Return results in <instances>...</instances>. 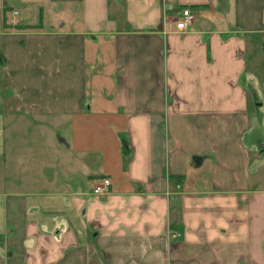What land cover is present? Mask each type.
<instances>
[{
    "label": "crops",
    "instance_id": "crops-1",
    "mask_svg": "<svg viewBox=\"0 0 264 264\" xmlns=\"http://www.w3.org/2000/svg\"><path fill=\"white\" fill-rule=\"evenodd\" d=\"M0 264H264V0H0Z\"/></svg>",
    "mask_w": 264,
    "mask_h": 264
},
{
    "label": "built area",
    "instance_id": "built-area-1",
    "mask_svg": "<svg viewBox=\"0 0 264 264\" xmlns=\"http://www.w3.org/2000/svg\"><path fill=\"white\" fill-rule=\"evenodd\" d=\"M16 13H17L16 11H13V14ZM164 22L169 26L173 24L175 30H177L178 32H185L192 26L194 22V15L191 12V10L188 7H186L181 9L174 16L169 17L168 19H164ZM109 183L110 182L106 179L102 180L100 184H96L94 186L93 189L94 193L95 194L104 193Z\"/></svg>",
    "mask_w": 264,
    "mask_h": 264
},
{
    "label": "rangeland",
    "instance_id": "rangeland-1",
    "mask_svg": "<svg viewBox=\"0 0 264 264\" xmlns=\"http://www.w3.org/2000/svg\"><path fill=\"white\" fill-rule=\"evenodd\" d=\"M6 19H7L8 23H10L11 20H12V17L10 16V12L9 11L7 12Z\"/></svg>",
    "mask_w": 264,
    "mask_h": 264
}]
</instances>
